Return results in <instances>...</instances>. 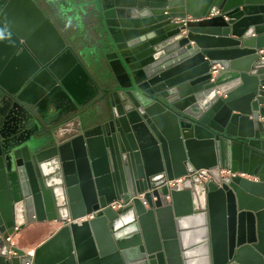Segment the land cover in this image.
Here are the masks:
<instances>
[{"label":"water","instance_id":"obj_1","mask_svg":"<svg viewBox=\"0 0 264 264\" xmlns=\"http://www.w3.org/2000/svg\"><path fill=\"white\" fill-rule=\"evenodd\" d=\"M262 49L264 0H0V264H264Z\"/></svg>","mask_w":264,"mask_h":264},{"label":"crops","instance_id":"obj_2","mask_svg":"<svg viewBox=\"0 0 264 264\" xmlns=\"http://www.w3.org/2000/svg\"><path fill=\"white\" fill-rule=\"evenodd\" d=\"M183 33H186V30H183ZM253 35H256L255 33ZM193 43V41L191 42ZM207 43V42H206ZM227 42L222 40H213L208 43L215 47H224L227 46ZM63 222L58 220H46L42 222H35L27 225L19 233L12 235L13 243L17 244L19 247L24 249L26 252H34L35 249L43 247L52 237L56 235L58 229L62 226ZM193 230V227H191ZM47 252L44 251V256L42 257L43 263L46 261L45 257Z\"/></svg>","mask_w":264,"mask_h":264},{"label":"built area","instance_id":"obj_3","mask_svg":"<svg viewBox=\"0 0 264 264\" xmlns=\"http://www.w3.org/2000/svg\"><path fill=\"white\" fill-rule=\"evenodd\" d=\"M261 52H264V50L262 49ZM216 70H217V66H214V71H216ZM217 170L219 171V173L222 176H233V175L237 174V172H234L230 168L219 167ZM211 171H212L211 168H197V169H194L193 171H190L184 175L169 178L166 180L165 184L168 185L170 190H172V189L179 190V189L183 188L185 180L187 178H193L194 175L198 176L199 183L207 184L209 181H211L213 179ZM242 175H245V174L242 173ZM145 193H146V191H143V192L138 193L137 195L140 198H142L145 203H147V201L145 199ZM133 197L134 196H132L129 201H126L123 197L116 198V199L110 201L107 204V206L111 207L114 210L121 209V208L125 207L133 199ZM168 197H170V195H168ZM96 214H97V210L92 211V212L78 218V220H76V221L82 222L83 220L91 219V218L95 217ZM11 236L12 235H9L7 238L10 242L12 241Z\"/></svg>","mask_w":264,"mask_h":264}]
</instances>
